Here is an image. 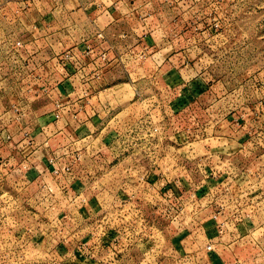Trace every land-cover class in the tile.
<instances>
[{"label":"crops","instance_id":"1","mask_svg":"<svg viewBox=\"0 0 264 264\" xmlns=\"http://www.w3.org/2000/svg\"><path fill=\"white\" fill-rule=\"evenodd\" d=\"M188 5L186 0H0V42L21 41L27 53L13 54L17 58L14 62L5 50L8 45H0V181L9 194L8 199L12 200L8 213L19 219L21 205L34 201L31 186L35 183L44 192L48 187L52 190V179H55L64 195L57 201L59 209L53 210L51 196L46 198L45 194L44 200L50 205L44 210V216L51 220L55 211L59 232L66 237L78 229L74 243L63 239L59 244L58 264H140L151 249L149 241L134 238L127 243L122 239L116 253L123 254L117 260L110 255L112 234L104 236L101 227L95 225L101 203L93 195L99 182V177L94 175L122 165L124 172H129L126 173L130 177L119 178L114 194H108L111 203L106 210L121 207L122 210L115 211L128 217L133 216L134 207L147 215L152 209L149 202L159 201L160 193L177 188L179 182L169 179L163 166L157 164L156 155L163 150L160 143L145 141L138 124L130 122L131 117L123 132L115 131L111 124L121 114H117L121 107L116 103L120 86L129 85L137 103L152 104L150 114L156 115L145 113L139 122L150 120L155 127L165 121L174 126L176 112L185 107L187 98L196 101L198 92L205 91V82L194 69L195 65L190 64L192 53L186 50L166 53L169 45L183 39L178 30L171 32L170 29L181 24L183 18H177L176 14ZM5 9L11 10L12 20L4 14ZM13 28L17 34L12 39L7 35ZM141 54L152 66L144 72L161 76V83L166 82L165 90L156 91L158 80L154 78L147 81L149 89L144 91L138 90L146 81L131 82L136 71L133 64L142 61L138 58ZM117 73H123L130 82L117 85ZM126 105L123 103L122 107ZM167 108L170 117L164 114ZM210 120L212 117L205 116L202 136L216 133L210 129L213 128L210 125L214 126ZM146 147L147 153L153 150L155 158L142 156ZM203 150V155H207L208 149ZM138 155H141L140 164L135 172H130L129 166H134ZM74 156H79L80 161L73 165L71 175L53 174V168L63 171ZM24 165L25 171L21 169ZM213 184L208 181L204 191ZM23 209L27 211L26 205ZM211 222L200 226L209 239L217 234ZM1 223H5L4 218ZM30 228L28 233L32 231ZM234 232L242 234L252 229L243 224L237 225ZM176 237L175 242L167 243L173 253L171 258L158 257L162 263H174L176 254L188 264H200L197 250L207 251L209 245L213 249L221 246L208 241L196 250L195 245L189 248L182 245L184 240ZM19 243L17 238L12 240L10 248L15 250ZM33 244L37 242L33 240ZM48 246L52 248L51 244ZM205 254L206 264L222 263L218 255ZM124 257H128L127 261Z\"/></svg>","mask_w":264,"mask_h":264},{"label":"rangeland","instance_id":"2","mask_svg":"<svg viewBox=\"0 0 264 264\" xmlns=\"http://www.w3.org/2000/svg\"><path fill=\"white\" fill-rule=\"evenodd\" d=\"M186 2L190 6L188 5L185 8L186 10L176 14L177 18H183L181 24L178 27L171 28L172 30L170 29L171 32L178 30L183 39L178 43L175 42L169 45V50L166 53H170L172 50L178 52L186 50V53H192L190 64L195 65L194 69L197 70L201 79L205 82V91L198 92L200 95H197L196 101L190 100V98L184 100L185 107L176 112L175 127L171 126L169 121H165L162 126L161 123H158V126L155 124L159 130V140L156 138L152 141V144H155L157 140L163 149L156 155L158 158L157 164L163 166L169 179L172 178L174 181L180 182L177 184L176 191L180 194L179 197L182 200L176 205L180 209H185L182 210L175 221L166 216L155 221L158 229L165 231L156 234L154 231L151 235L153 237L147 238L149 239L148 244H151L148 247L151 249H149L145 260L140 264H188V261L182 260L181 255L177 257L174 254V263L170 261L162 263L163 260L158 258L162 255L163 258H171L173 253L171 254L172 251L169 250L170 246L167 243L175 242L176 236L180 240H184L182 245H187L189 248L195 245L196 250L208 241L210 244H221L216 249L197 250V252H200L196 256L199 258L200 264L207 263V254L205 253L218 255L222 260L221 264H264L263 196L260 199H253L255 206L251 217L242 219L241 223L237 222L239 226L249 225L252 232L237 234L234 232L237 226L230 230L218 232L216 224L211 222L210 218V212L215 210V205L214 203L210 205V203L205 202L203 188V181L206 180L203 174L205 164L203 148L207 151L208 146L218 148L226 142H232L230 144L234 145L233 139L231 141L222 139L226 134H229V129H234L233 119H241L240 125L242 124L244 133L245 131L254 132L257 129L264 131V0H186ZM3 11L12 20L11 10L5 9ZM15 32V28H13L7 36L13 39L17 34ZM13 43L5 40L1 41L0 45L7 44L5 50L11 52ZM0 52H2L1 48ZM133 67L137 72H133L131 82L137 84L140 81H146L138 91L149 89L150 84L147 81L153 80V78L158 80L156 82L158 85L155 86L158 89L156 91L165 90L166 82L161 83V76L151 75L152 72L148 74L144 72V69H152L148 61L142 59V61L133 64ZM117 77H119L116 81L117 85L130 82L123 73H117ZM139 77H143V79L141 80ZM182 91L181 89V97L184 95ZM117 97L119 98V100H116L117 106L118 108L121 107L117 114H121L116 117L114 122L111 121L115 131L123 132L129 117H131V123H138L140 116L151 113L152 104H141V101L137 103L134 92L129 85L117 88ZM130 99L132 100L128 103ZM134 102L136 103L134 104ZM123 103L127 104L126 107H122ZM164 114L171 116L168 108ZM150 115L153 117L156 114ZM208 115L212 117L210 121H213L214 125H210L213 127L210 129H214L216 133L211 134L209 132L205 137V135L202 136V133H204L203 129H205L204 125L206 124L205 116L208 117ZM111 118H113V115ZM225 118H227L226 121H224ZM210 126L208 125L206 128ZM236 132L239 134L241 131L235 130ZM219 137H221L220 140ZM205 138L208 139L205 140ZM121 142L122 140L118 144ZM118 144L115 145V148H118ZM231 147L235 148L237 146ZM119 157L120 161L123 160L121 154ZM243 157V155L240 157L235 156L231 160L235 163L244 160L242 162L244 166L242 171L234 166L228 177L234 175L235 178H240L248 175L250 180H255L253 177L258 172V176L264 181V168L261 166L264 165V157L261 154H257V157H253L252 160L247 155L245 159ZM253 166H257L259 169L254 171ZM122 167L123 165L116 166V170L112 169V171H110V167L108 169L110 172L102 171L101 174L94 175L96 178L99 177V182H97V188L93 191V195L101 203V213L96 218L97 222L95 223L97 226H118L121 231H124L126 227L124 224L130 219V216L128 217L123 213L120 215L119 211H115L117 209L122 210L121 207L112 208L109 212L106 211L109 203H111V197L108 194H114L120 177L128 176ZM247 172H251L252 175ZM219 177L220 174H217L216 178ZM38 186L35 183L31 186V195L34 197V201L21 205L20 218L15 219L14 217V223H12L10 213L8 215V210H4L5 223L3 224L4 228L0 230V264H58L60 261L58 257L59 244L63 239H67L69 243H74L75 237L78 236L76 235L78 231L76 228L73 229L74 232H70L72 235H68L69 237H66L65 233L61 234L59 232L58 220L53 214L55 211L52 213L51 220L49 216L47 218L44 216V210L50 205L48 200H44L45 194L46 198L51 196L53 210L59 209L57 201L60 200V196L64 195L55 179H52V190L48 187L44 192L43 187ZM260 186L264 189V183ZM256 188L253 187L252 192H255ZM196 189H198L196 193L199 194L198 200L196 199V202L187 200L192 191H196ZM263 192L264 190L262 194ZM253 195L259 197L255 193ZM24 205H26L27 211L23 209ZM249 210L252 209L246 211L249 212ZM227 215L229 216L230 213H227ZM226 220L229 222L233 219H230L229 216ZM206 221L212 223L214 233H217L210 239L206 237L207 234L203 230L202 223H206ZM49 222L51 223L49 224ZM15 224L17 226H14ZM228 224L230 225V223ZM29 226L35 232L28 233ZM18 230L20 231L19 234L13 232H18ZM89 236L92 235L89 234ZM48 237L51 238V242ZM16 238L20 243L18 248L13 250L10 248L12 246L10 242L12 240L16 241ZM73 239L75 240L73 241ZM33 240L37 242V245L33 244ZM48 244H51L52 248ZM214 250L215 252H213ZM122 254H116L112 257L117 260ZM202 258L204 260L201 261ZM123 259L126 260L128 257ZM95 262L98 263L97 260Z\"/></svg>","mask_w":264,"mask_h":264},{"label":"built area","instance_id":"3","mask_svg":"<svg viewBox=\"0 0 264 264\" xmlns=\"http://www.w3.org/2000/svg\"><path fill=\"white\" fill-rule=\"evenodd\" d=\"M12 45H13L12 51L8 53V55L10 56V58L13 59L14 62H17V58L12 57L13 54L18 56L19 53L21 54H27V53H24V45L21 41H14ZM73 57L74 56H70L69 58H73ZM144 57L145 55L143 54L138 56L139 59H144ZM19 60L22 61V59ZM55 117L56 119H58V115H56ZM226 119L227 118H225L224 121H226ZM233 121L235 123L234 129L230 130L229 134H226V136L222 137V139L227 141H231L233 139L234 145L230 144L232 142L223 143L221 145L223 149H220L221 147L217 148L216 146L214 147L208 146L207 148L209 152L204 157L205 164L203 167V174L205 175L206 180L203 181V184L206 185L208 181L214 182L213 186L208 187V189L206 190L204 198L206 202L210 203V205L212 203H214L215 205V210L210 212V218L211 221H213L214 224H216V229L218 232H222L223 230H230L238 225L237 222L241 223L242 219L251 217L253 208L255 206L253 199L254 198L260 199L262 196L264 198V192L262 194V191L264 189H262V187L260 186V184L264 183V181L260 179V176H258V172L253 177L255 180H250L248 178V175L240 178H235L234 175L232 177H228L229 172L232 169H234V166L235 168L237 167L239 171H242L243 169L244 164L242 162L244 160L239 163H235L231 161L233 158H235V156L240 157L243 155L244 156L243 159H245L247 155L250 160H252L253 157L256 158L257 154H261V156L264 157V131L257 129L254 130V132L245 131L244 133L242 124L240 125L241 119H233ZM137 124L139 126V129H141V133L144 134L145 141L152 143L153 140H155L156 138L158 139L159 130L157 127L152 125V122L150 120H145V121L140 120V122H138ZM235 130H240L241 132L238 134V132L235 133ZM220 139L221 137H219V140ZM155 144H158L157 140ZM231 146H237V147L233 148ZM147 148L148 147L144 148V150L142 151V156L144 158L151 157L155 154L153 153V150L150 149L149 152L147 153ZM139 157H141V155H139ZM153 157L155 158V156ZM79 161H80L79 156H74L72 162H70L67 165V167L63 169V171H60L57 168H53V174L59 175L60 173H66L71 175L73 165L75 163H78ZM138 164H140L139 158H137V161L133 164L134 166H129L131 167L130 172H135L136 166ZM0 166H2L1 159H0ZM261 166L262 168H264L263 164ZM25 167L26 166L24 165L22 166L21 169L25 171ZM258 169L259 167L257 166L253 168L254 171L255 170L257 171ZM199 170L201 171V169ZM126 172L129 174L128 171ZM247 173H250L252 175L251 172H247ZM217 174H220L219 178H216ZM244 186L245 188H243ZM253 187L255 188L257 187L256 188L257 190H255V192H252ZM176 189L172 190V188H170L169 190L159 194L158 196L159 201L154 200L153 202H149L150 204H152V209L151 211H149L147 215L144 214L143 211L137 207L132 208L134 210L133 216L129 217L130 219L125 222L124 225L126 227L124 228V231H121L120 227L118 226L104 227L102 225H99V227H101L104 236H106L107 234L109 235V233L112 234V236L110 235L111 236L110 243L114 247L110 246L111 256L118 254L116 253V250H118L116 248L121 243L122 239H124L125 242L127 243H129L131 240H134V238H137L138 241H144L147 238H152L153 236L151 235H153L154 231L155 233L162 232L160 228L158 229L156 227L157 223L155 221H157V219L164 218L165 216L167 218H171L173 221L177 219L179 214L185 208L180 209V207H177L176 205L179 203L180 200H182V198L179 197L180 194H178ZM197 191L198 189H196V191H192V193L189 195L187 200L196 202L198 200V194L196 193ZM254 193L259 197L254 196L253 195ZM8 198H9V194L6 193V191L2 188V183L0 181V230L4 228L1 223L3 218L5 220L4 210L5 209L10 210L12 207V202H11L12 200ZM4 206L5 208L3 209ZM9 207L10 209H8ZM250 208L252 210H249V212H247L246 210ZM227 213H230L229 215L230 219L233 220H230L229 222L226 220L229 217ZM10 216L11 219H14V216L13 218L12 215ZM12 221H13L12 223H14V220ZM228 223H230V225ZM14 226L17 225L15 224ZM146 241H149V239H147ZM211 249H212L211 245L207 246V250H211Z\"/></svg>","mask_w":264,"mask_h":264}]
</instances>
